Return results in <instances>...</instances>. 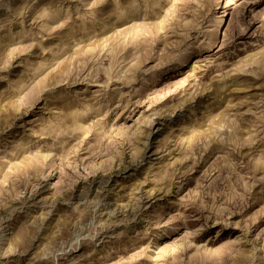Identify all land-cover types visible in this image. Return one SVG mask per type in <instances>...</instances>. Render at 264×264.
Wrapping results in <instances>:
<instances>
[{"label":"rangeland","instance_id":"374dc122","mask_svg":"<svg viewBox=\"0 0 264 264\" xmlns=\"http://www.w3.org/2000/svg\"><path fill=\"white\" fill-rule=\"evenodd\" d=\"M0 264H264V0H0Z\"/></svg>","mask_w":264,"mask_h":264}]
</instances>
